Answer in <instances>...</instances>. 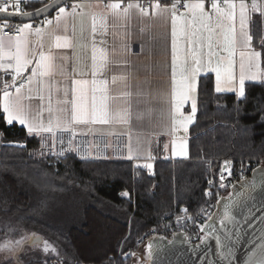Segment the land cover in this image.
<instances>
[{
    "label": "snow or ice",
    "instance_id": "1",
    "mask_svg": "<svg viewBox=\"0 0 264 264\" xmlns=\"http://www.w3.org/2000/svg\"><path fill=\"white\" fill-rule=\"evenodd\" d=\"M36 4L40 6L33 11L27 10ZM153 6L158 15H166L171 21V88L168 92H156L154 97L150 92H138V96L146 99L145 109L136 113V119H143L145 113L159 112L160 119L168 121L165 134L184 133L177 137L179 143L175 144V149L177 155L186 157L188 126L193 123L197 110L195 93L202 73H215L217 92L238 90L239 97L245 100L246 81L259 82L264 87L261 52L256 51L252 43V28L258 26V42L264 50V0H171L170 7L159 2ZM91 7L89 0H0L2 118L8 125L23 126L29 135L48 134L46 139L52 140L53 147L57 140L62 145L65 143L63 136L57 138L58 132L68 133L67 145L60 154L72 150L80 153L79 147L73 145L76 126L127 124L133 117L130 101L123 106L110 103L116 97L111 95L109 83L116 84L118 79L126 81L127 76L113 75L110 81L106 75L113 63L127 66V60L117 62L114 57L125 55L129 46H108L104 37L109 22L105 16L90 14V25L85 26L83 18L89 15L86 10ZM108 7L114 20L127 21L133 9L140 16L147 15L136 0H130L123 9L120 2L110 3ZM13 16H20L24 22L10 23ZM39 17H43L39 26L33 27L34 19ZM46 36L50 41L47 48L44 45ZM89 46L91 73L85 78V71L79 65L85 60L84 53ZM62 49L72 51H56ZM141 51H144L143 45ZM4 76H11V80ZM222 80L226 88L222 87ZM123 95L127 98L132 93L124 92ZM188 101H191V113L185 115L182 108ZM90 131L89 128L82 134L88 135ZM142 150V141L137 139L135 148L129 145V158L134 151ZM145 167L151 168V165ZM224 173L228 177L232 175L229 160L224 161L217 173V190L214 192L210 188L206 194L219 200V189L229 186L233 194L219 205L222 212L215 218L205 210L208 222L200 226V243L191 251L198 256L203 254L201 264H264V219L256 215L258 200L260 211L264 213V170L254 174L252 181L239 183L238 187L231 181L225 184ZM240 175L243 179V167ZM211 206L216 207L215 202ZM253 233L256 236L248 241L249 246L241 259V246ZM25 241L29 243L26 245ZM37 243L43 245L44 253L56 252L50 242L38 241L35 234H26L15 242L8 241L0 246V251L7 252L19 264L24 247ZM162 248L161 243L150 242L148 256Z\"/></svg>",
    "mask_w": 264,
    "mask_h": 264
},
{
    "label": "trees",
    "instance_id": "2",
    "mask_svg": "<svg viewBox=\"0 0 264 264\" xmlns=\"http://www.w3.org/2000/svg\"><path fill=\"white\" fill-rule=\"evenodd\" d=\"M252 32L257 44L259 27ZM246 96L218 94L213 76H203L190 158L159 161L153 172L126 159L72 153L33 158L44 149L42 136L8 126L0 111V241L14 230L16 236L40 235L55 247V253L34 255L25 264H49L60 257L132 264L138 239L158 228L166 214L187 209L195 215L204 206L208 161L264 159V87L249 84Z\"/></svg>",
    "mask_w": 264,
    "mask_h": 264
},
{
    "label": "crops",
    "instance_id": "3",
    "mask_svg": "<svg viewBox=\"0 0 264 264\" xmlns=\"http://www.w3.org/2000/svg\"><path fill=\"white\" fill-rule=\"evenodd\" d=\"M92 7L88 10L89 15L84 16V24L86 27L90 25V14H96L98 16H105L108 18L109 26L107 29V35L104 39L107 41L108 46L115 44L118 48L122 44H127L128 50L125 55L121 56L117 54L114 57L115 61L127 60V66H123L120 63H113L106 70V75L111 81V76L117 77L124 75L127 76L126 81L117 80L116 84L109 83L110 93L116 97L115 100L110 101L113 105L123 106L126 101H130L133 117L130 123L127 124H109V125H91V126H76L75 131L77 133L75 139H73V145L78 146L80 153L77 151H65V154H77L78 156L89 159H126L133 162L134 166L149 170L150 168L145 165L150 164L151 168L155 169L156 163L153 162L154 157L170 156L173 162L185 161L190 158V135L191 128L196 122L198 106H199V87L201 78L203 76H213L215 91L217 86L215 73L207 72L202 73L198 77V86L195 93L196 108L194 121L188 126L187 133V156H181L176 154L175 144L177 137L184 135V133L178 132L175 135H167V123L168 121L161 120L160 114L157 111L151 113H145L144 118L141 120L136 119V113L138 111L143 112L145 109V96H138L137 93L144 91L152 93L153 97L156 92H168L171 88V21L166 15H158L157 10L153 9L146 11L147 15L140 16L135 9L131 10L127 21L114 20L112 17V11L107 6L105 7L100 2H90ZM164 6V5H162ZM207 6V5H206ZM124 5H121L123 9ZM168 7V6H164ZM54 14V13H53ZM50 41L46 36L44 39L45 48L49 45ZM253 46L256 51L261 52L260 58V71L264 72V50L259 42L257 44L253 37ZM141 45L144 46V51H141ZM98 47H104V45H98ZM65 53H71V49L56 50ZM147 53V55H145ZM85 60L79 65V68L85 71V78L90 77L91 73V47L85 51ZM238 59V58H237ZM25 76L28 73L24 74ZM238 75V69H237ZM4 79L11 80L8 76H4ZM249 84H260L259 82H245L246 87ZM222 87L224 85L221 81ZM124 92H131L132 96L124 97ZM217 92V91H216ZM218 94H236L239 99L237 91H220ZM191 101L184 104L182 112L185 115L190 113ZM2 113V109H0ZM3 115V114H2ZM19 125V124H13ZM21 126V125H19ZM23 127V126H22ZM91 129L88 135L82 133ZM57 138L64 136L68 138V133L58 132ZM48 134H43L42 138L46 139ZM137 139L142 141V151L133 152L132 158H129V145L135 148ZM52 141V140H51ZM78 141V142H76ZM82 145L85 149H82Z\"/></svg>",
    "mask_w": 264,
    "mask_h": 264
},
{
    "label": "built area",
    "instance_id": "4",
    "mask_svg": "<svg viewBox=\"0 0 264 264\" xmlns=\"http://www.w3.org/2000/svg\"><path fill=\"white\" fill-rule=\"evenodd\" d=\"M89 2H100L105 7H107L110 3H113V2H120L121 5L126 6L127 3L130 2V0H89ZM136 2H138L140 6L145 9V11H150V10L155 9L153 5L156 2L161 3V5L170 7L171 0H136ZM33 6L35 5L29 6L27 10L33 11L34 10ZM180 11L183 12V9H181ZM49 18H51V15H49ZM42 19L33 21V27L39 26L40 20ZM10 23L19 25L23 22L10 20ZM8 78H11V76H8ZM8 126H12V125H8ZM64 138H65V143L62 145L57 140L55 147L52 146L51 140L50 141L43 140L44 145H45L44 146L45 152L48 153L50 157H55L57 159L65 156L66 155L64 153L65 151H63V153L60 154L61 149L65 148L67 145V138L66 137ZM81 148L85 149V146L82 145ZM226 160L231 161L232 175L231 177H228L227 173H224L226 177V179L224 180L225 184H228L229 181H231L232 184H236L242 180H247L251 178L254 172L256 171L257 167L260 165L259 161H249V162H242V163H238L236 160H233V159H224L220 161H208L207 170L209 172V177H210L209 181L210 180L213 181V184L210 185L208 181L206 193L209 191L210 188L214 192L217 190L216 185H217V182L219 181V176L217 175V173L223 168L224 161ZM159 161H172V159L170 156L153 158V162L157 163ZM241 167H243V179L241 178V175H240ZM230 190H231V186H229L228 188L219 189L220 198L222 196L228 195L230 193ZM206 193H205V204L197 214L192 215L187 209H182L180 212H171V213L166 214L163 217L161 224L159 225L158 228L150 229L141 238L138 239L137 244H136V247L138 248V250L136 253L143 251L146 247L147 241L156 235L164 236L166 238L171 239L175 235L184 234L187 236V239H188L187 242L189 245H197L198 243H200L198 238L202 235V233L199 231V228L202 224H205L208 221L207 216L205 215V210L213 214L215 207H212L211 203L215 202V204H217L218 202L215 196L209 198V196ZM185 210L187 211L185 212ZM187 217H191V219H188ZM49 264H84V263L71 262L64 257H60V258H55L51 260Z\"/></svg>",
    "mask_w": 264,
    "mask_h": 264
},
{
    "label": "water",
    "instance_id": "5",
    "mask_svg": "<svg viewBox=\"0 0 264 264\" xmlns=\"http://www.w3.org/2000/svg\"><path fill=\"white\" fill-rule=\"evenodd\" d=\"M52 14H49V15H52ZM42 18L43 17L35 18L34 21L42 19ZM10 20L24 22V20L20 16H13L10 18ZM262 170H264V166L259 165L256 171L254 172V174H258ZM254 174L251 178L247 179V181H252L254 179ZM243 181L244 180L236 183L237 187L239 186V183H242ZM232 194H233V189L231 188L230 193L228 195L222 196L221 199L218 200L215 210L213 212L214 218L216 214L222 212V209L219 207V205L224 202V199L228 198ZM256 215L259 219H264V213L260 211L259 200H258V206L256 208ZM255 236L256 234L253 233L252 236L247 237L244 244L241 246V249L239 252V256L241 259L243 258L246 248L249 246L248 241L253 239V237ZM35 238L38 241L40 240L44 241V238L40 235H35ZM187 240H188L187 236L184 234L175 235L171 239L166 238L164 236L156 235L147 241L146 247L143 251L135 255V258H136L135 264H201V260L203 259V254H200L198 256L196 252H192L191 249L194 245H189ZM150 242L153 244L161 243L163 245V248L159 251H154L151 257L148 256V249H147V246ZM25 243L27 245L29 241H25ZM36 245H42V244L37 243L32 246H36ZM208 256H209V259H211V249L208 252ZM141 257H143V260H141ZM19 264H22V263H19Z\"/></svg>",
    "mask_w": 264,
    "mask_h": 264
},
{
    "label": "rangeland",
    "instance_id": "6",
    "mask_svg": "<svg viewBox=\"0 0 264 264\" xmlns=\"http://www.w3.org/2000/svg\"><path fill=\"white\" fill-rule=\"evenodd\" d=\"M196 112H197V110H196ZM188 113H191V108L189 109V112ZM180 136H182V135H180ZM177 142H179V140H177ZM189 154H190V152H189ZM32 157L33 158H43L44 159V158H49L50 155L45 152V149H43L41 152H33ZM260 165H263L264 166V159L260 161ZM148 171L153 172L154 171V168L153 169L150 168ZM13 231L10 232L9 237L5 241H0V246H2L3 244H5L8 241L15 242V240L20 239L21 237H23L24 235L27 234V233H25V234H23L21 236H18V235L16 236L15 234H13ZM123 247H124V245H123ZM42 249H43V245H36V246H32V247H29V246L26 247V249L23 250V253L20 256L21 259H22V261H23L22 264H25L28 261H31L34 258V255H36V256H40V255L41 256H47V254H49L51 252V251H49L48 253H44L42 251ZM24 256H28V260H25L26 258H23ZM10 259H12V258L9 256V254L7 252L0 251V264H4L6 261H8ZM135 263H136V258L133 257L132 264H135ZM113 264H119V263L116 261Z\"/></svg>",
    "mask_w": 264,
    "mask_h": 264
},
{
    "label": "flooded vegetation",
    "instance_id": "7",
    "mask_svg": "<svg viewBox=\"0 0 264 264\" xmlns=\"http://www.w3.org/2000/svg\"><path fill=\"white\" fill-rule=\"evenodd\" d=\"M26 247H28V246H26ZM26 247H25L23 250H25V249H26ZM21 255H22V254H21ZM21 255H20V256H21ZM14 262H15V264H16V261H15V260H14ZM19 263H23V261H22L21 257H20Z\"/></svg>",
    "mask_w": 264,
    "mask_h": 264
}]
</instances>
